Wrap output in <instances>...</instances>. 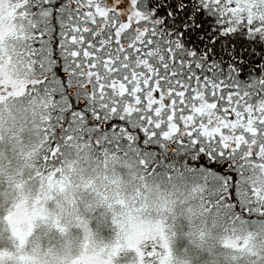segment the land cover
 Here are the masks:
<instances>
[{
	"label": "snow or ice",
	"instance_id": "obj_1",
	"mask_svg": "<svg viewBox=\"0 0 264 264\" xmlns=\"http://www.w3.org/2000/svg\"><path fill=\"white\" fill-rule=\"evenodd\" d=\"M223 37L264 46V0H0V264H264V80Z\"/></svg>",
	"mask_w": 264,
	"mask_h": 264
},
{
	"label": "trees",
	"instance_id": "obj_2",
	"mask_svg": "<svg viewBox=\"0 0 264 264\" xmlns=\"http://www.w3.org/2000/svg\"><path fill=\"white\" fill-rule=\"evenodd\" d=\"M221 45L224 44H234V48H228L227 50L232 54L233 58L242 61L246 67L244 69V76L242 82L244 84H253L256 81L264 80V46H258L253 44L248 40H242L239 37H223L220 39ZM264 88V85H260ZM259 91V89H256ZM156 143V142H154ZM182 150L177 146V151L171 153L166 147H163L160 152H149L146 154L150 165H155V171L157 173V179L164 181L165 173L179 170L180 162L182 157L180 152ZM182 183L180 181H177ZM186 223L184 221L177 222V246L179 248L187 247L189 253L193 256L196 255L197 249L193 248L192 245L187 243V238L183 235L186 230ZM233 225L225 218L222 217L218 221V226L213 230L215 235H222L225 229H231Z\"/></svg>",
	"mask_w": 264,
	"mask_h": 264
}]
</instances>
